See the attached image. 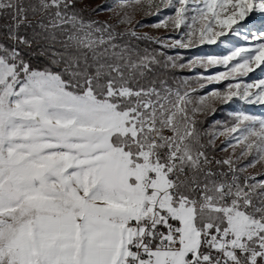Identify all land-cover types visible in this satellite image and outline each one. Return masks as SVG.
Wrapping results in <instances>:
<instances>
[{
  "label": "snow or ice",
  "instance_id": "snow-or-ice-1",
  "mask_svg": "<svg viewBox=\"0 0 264 264\" xmlns=\"http://www.w3.org/2000/svg\"><path fill=\"white\" fill-rule=\"evenodd\" d=\"M77 2L0 0L11 41L0 43V264H264V174L241 180L231 157L210 159L188 92L172 101L170 91L142 84L148 58L117 51L111 26L86 20ZM142 2L174 9L156 27H189L188 43L175 42L181 48L197 35L214 43L264 13V0H119L121 22L131 23L128 10ZM26 27L60 71L31 67L23 52H34L36 40L20 34ZM255 39L254 48L209 58L236 62L208 82L264 64V35ZM233 97L264 104V80L229 83L192 111L215 112L214 102ZM215 136L252 157L245 168L264 166V118L238 113Z\"/></svg>",
  "mask_w": 264,
  "mask_h": 264
},
{
  "label": "rangeland",
  "instance_id": "rangeland-1",
  "mask_svg": "<svg viewBox=\"0 0 264 264\" xmlns=\"http://www.w3.org/2000/svg\"><path fill=\"white\" fill-rule=\"evenodd\" d=\"M158 3L159 0H156ZM119 0H78L76 6L84 12L90 13L94 19L101 20L103 24L110 25L112 34L115 30L121 29L135 36L145 37L155 42L173 48L171 52L160 50L167 60V63L177 70L175 77L176 84H165L161 88L156 87L161 95L171 92L170 99L175 101V94L179 92L183 95L188 92L189 99L192 101L187 105L188 114L196 121V130L200 136L201 143L208 146L210 150L206 152L208 155H215L220 159L231 157L234 161L237 173L243 176L255 175L256 180H260L264 174V166L257 165L255 168H245L252 160L251 156L240 157V148L233 152L229 146L228 136H215L216 133L224 131L225 127H230L235 122V116L238 113H244L250 116L264 118V104H248L239 97H233L227 104L218 101L214 102L215 112L206 111L204 113H193L192 109L198 106L201 97L209 95L213 91L224 92L229 83L251 84L264 80V64L260 66L252 65L253 70L248 72L246 76L237 77L233 80L231 77L219 82L209 83L207 78L217 76L220 73H226L231 65L236 61H232L226 67L223 64L208 65L209 58L222 59L236 48H254L259 40L255 39L257 35H264V13L252 12L233 25V29H224V34L217 37L214 43H200L197 37L192 38V43L185 48H181L175 44L176 41L188 43L189 27L181 25L176 29L171 22L166 27H156L168 20V17L174 16L175 11L171 7H161L157 12L155 8L149 9L147 3L142 2L137 6L135 11L128 10L131 17V23H122L121 19L124 12L118 7ZM202 7V5H190V7ZM196 13L190 11L187 13L189 20L187 24H191V16ZM224 14H222L223 18ZM87 20V19H86ZM215 30L221 31L219 26ZM106 35V34H105ZM247 37V39H245ZM188 51V52H187ZM190 51V52H189ZM39 70V69H35ZM43 71V70H39ZM203 84L204 87H200ZM218 110L217 113L216 111ZM215 139L212 143L209 141ZM239 157V159H237ZM244 169V171H239Z\"/></svg>",
  "mask_w": 264,
  "mask_h": 264
},
{
  "label": "trees",
  "instance_id": "trees-1",
  "mask_svg": "<svg viewBox=\"0 0 264 264\" xmlns=\"http://www.w3.org/2000/svg\"><path fill=\"white\" fill-rule=\"evenodd\" d=\"M76 9L78 11L80 10L77 6ZM83 16L87 20L92 21L94 19L90 13L84 11ZM32 19L35 20L38 19V17ZM94 21H97L103 25L99 19L95 18ZM6 23L7 21H0V43L8 46L11 44V41H9L5 35L6 29L4 25ZM36 31L38 32L39 29H36ZM20 34L29 38L35 37L36 43L33 45L34 52H29L28 50L23 52L25 59L31 64L33 69L51 70L54 72L60 71V67L53 65L48 55H39L40 51L46 44L45 40L39 36H36V32H34L33 29L29 27L22 28L20 30ZM113 36V43L118 46L117 51L120 49H126L127 53L131 55V58L134 61H139V59L144 57H147L150 61L148 69L145 70L144 77L141 79L142 84L149 85L154 82L155 87L158 88H161L165 84L171 86L176 84L175 77L177 76V70L173 69L172 66L167 63L164 54L160 51L163 50L166 52H171L174 50L173 48L161 45L149 38L135 36L121 29H119V31L115 30ZM54 50H60L58 44ZM216 112L220 113L218 110ZM205 148V152L210 150L208 146H205Z\"/></svg>",
  "mask_w": 264,
  "mask_h": 264
},
{
  "label": "built area",
  "instance_id": "built-area-1",
  "mask_svg": "<svg viewBox=\"0 0 264 264\" xmlns=\"http://www.w3.org/2000/svg\"><path fill=\"white\" fill-rule=\"evenodd\" d=\"M208 156H209L210 159H212V155H208ZM212 167H213V170L214 171L228 173L229 178L231 177V173L228 172V166H226V165H216V164H213ZM240 178H241V180L244 179L242 177H240Z\"/></svg>",
  "mask_w": 264,
  "mask_h": 264
},
{
  "label": "bare ground",
  "instance_id": "bare-ground-1",
  "mask_svg": "<svg viewBox=\"0 0 264 264\" xmlns=\"http://www.w3.org/2000/svg\"><path fill=\"white\" fill-rule=\"evenodd\" d=\"M212 159H214V160H222V159H220V158H218L217 156H213L212 155ZM238 174V173H237ZM240 177H242V178H245V176H243V175H240V174H238Z\"/></svg>",
  "mask_w": 264,
  "mask_h": 264
}]
</instances>
